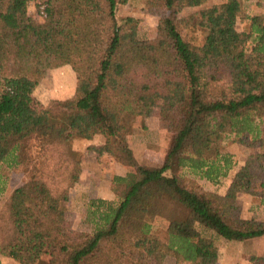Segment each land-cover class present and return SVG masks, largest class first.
I'll return each mask as SVG.
<instances>
[{
    "label": "trees",
    "instance_id": "1",
    "mask_svg": "<svg viewBox=\"0 0 264 264\" xmlns=\"http://www.w3.org/2000/svg\"><path fill=\"white\" fill-rule=\"evenodd\" d=\"M130 1L0 0V169L28 175L0 212V255L18 264H217L219 240L264 237V219H245L238 204L244 191L264 211V15L239 31L248 0L186 17L210 0H147L167 15L145 38L140 20L121 14ZM61 64L76 74L75 94L37 111L31 95ZM148 108L171 136L162 164L129 143L130 123ZM96 138L104 143L93 151L134 172L113 178V201L86 203L79 230L68 213L85 170L77 144ZM228 141L263 150L235 171ZM183 170L229 184L205 190Z\"/></svg>",
    "mask_w": 264,
    "mask_h": 264
},
{
    "label": "rangeland",
    "instance_id": "2",
    "mask_svg": "<svg viewBox=\"0 0 264 264\" xmlns=\"http://www.w3.org/2000/svg\"><path fill=\"white\" fill-rule=\"evenodd\" d=\"M224 0H210L199 8H186L180 13L181 17H186L197 12L200 9L211 7L219 4ZM147 0H131L126 5L121 14L123 16L132 15L140 20V32L145 38H153L155 29L159 20L167 15V12L160 9L148 8ZM247 14L239 17L238 30L244 31L249 25V17L255 15H264V0H248L246 2ZM29 14L37 16V9L32 5ZM207 36L205 29H199L193 34L192 42L196 45H203ZM76 91V74L72 67L68 64H61L51 67L48 71L46 80L31 95L29 103L37 111H42L48 107L52 100H66L71 98ZM264 129V123H263ZM170 134L168 131L161 129L159 125V109L148 108L146 114L142 117L133 119L129 129V143L135 151L136 155L151 164H162L165 160L169 143ZM104 143L103 138H96L93 141L81 140L77 144V148L82 153V159L85 163V170L80 178V182L75 188V195L69 204L68 213L73 221L75 228L85 230L83 223V212L86 203L91 199L114 200L115 195L112 191V180L115 176H126L134 172V169L116 162L108 156H100L93 151L92 146H100ZM263 148L252 149L238 143L228 141L225 145V152L231 154L236 162L235 171L239 170L249 159V157L262 151ZM183 175L187 179L196 182L205 190L224 191L229 184V180L214 186L205 180H200L191 175L189 171L183 170ZM28 180V175L22 171L9 168L3 165L0 169V189L4 192L0 195V212L4 202L8 196L19 186ZM238 204L242 208V215L245 219L256 218L264 219V211L259 207V201L254 197L246 194L244 191L238 194ZM167 222L159 219L156 228L164 236ZM229 241L219 240L218 245L221 250L222 264H227L228 255L235 254L240 257L237 262L232 264H252L251 255L264 257V237L248 243H227ZM235 246L234 249L230 246ZM235 256V255H233ZM230 260V259H229ZM0 264H18L13 259L0 255ZM165 264H175L173 258H168Z\"/></svg>",
    "mask_w": 264,
    "mask_h": 264
},
{
    "label": "crops",
    "instance_id": "3",
    "mask_svg": "<svg viewBox=\"0 0 264 264\" xmlns=\"http://www.w3.org/2000/svg\"><path fill=\"white\" fill-rule=\"evenodd\" d=\"M227 243H235V242H227ZM237 243V242H236ZM230 248H232V249H234L235 248V246H230ZM221 250H220V257H219V261H218V263L217 264H222V261H221ZM233 255H235V256H233ZM229 259H228V261H227V264H232L231 262H237V259H239L240 257L237 255V253H235V254H231L230 253V255H228L227 256Z\"/></svg>",
    "mask_w": 264,
    "mask_h": 264
}]
</instances>
